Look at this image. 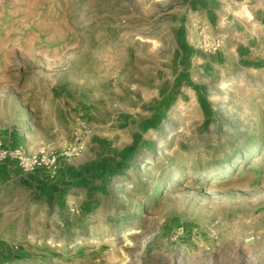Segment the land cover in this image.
Listing matches in <instances>:
<instances>
[{"label":"rangeland","instance_id":"rangeland-1","mask_svg":"<svg viewBox=\"0 0 264 264\" xmlns=\"http://www.w3.org/2000/svg\"><path fill=\"white\" fill-rule=\"evenodd\" d=\"M0 140V264H264V0H0Z\"/></svg>","mask_w":264,"mask_h":264},{"label":"built area","instance_id":"built-area-1","mask_svg":"<svg viewBox=\"0 0 264 264\" xmlns=\"http://www.w3.org/2000/svg\"><path fill=\"white\" fill-rule=\"evenodd\" d=\"M2 147H3V143L0 140V149H2ZM19 161L20 164L29 171L35 167L41 166L42 163H48L49 161L51 162V164H54L55 158L49 160L46 152L42 150L38 153L28 154V155L25 153H21L19 156Z\"/></svg>","mask_w":264,"mask_h":264}]
</instances>
